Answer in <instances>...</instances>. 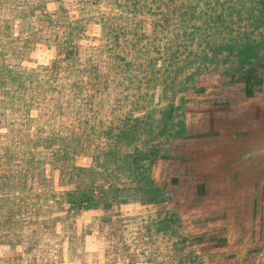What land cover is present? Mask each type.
Returning <instances> with one entry per match:
<instances>
[{
    "label": "rangeland",
    "instance_id": "rangeland-1",
    "mask_svg": "<svg viewBox=\"0 0 264 264\" xmlns=\"http://www.w3.org/2000/svg\"><path fill=\"white\" fill-rule=\"evenodd\" d=\"M255 137L264 0H0V264H264Z\"/></svg>",
    "mask_w": 264,
    "mask_h": 264
},
{
    "label": "crops",
    "instance_id": "crops-1",
    "mask_svg": "<svg viewBox=\"0 0 264 264\" xmlns=\"http://www.w3.org/2000/svg\"><path fill=\"white\" fill-rule=\"evenodd\" d=\"M194 119H195V118H194ZM234 125H235V124H234ZM235 133H236V132H235ZM211 134H213V133H211V131H209V132H207V133L204 132L202 135H201V134L199 135V136H200L199 139L202 140V142H203L202 145H203L204 148H205V147L210 148L209 144L213 141V140H212L213 137H212ZM236 134H237V133H236ZM236 134H235V135H236ZM237 135H239V134H237ZM219 137H220V136H219ZM220 140H222L224 143H226V140H223L221 137H220ZM254 140H255V142H254V144H253L254 148H252L253 153H252L251 157H253V159H254V158L256 159V151L259 150V149H262L264 143L261 142L260 140L258 141V140L256 139V137L254 138ZM217 149L222 151V149H221V141L217 142ZM226 153H227L226 150L223 151L222 153L219 152L218 157L220 156L219 158H220V160H221V162H220L221 164H220V163H217V164L211 165V163H210V164H206V166L203 167L204 169L207 167L206 170L203 172V176H206V175H207V177L201 179V187H202V185H204V183H208L209 181H214L215 179H216V180H220V177H221L223 174H225V172H226V170H227V167H229V166H228V165H229V162H228L227 160H224V159H223V158H225V157L227 156ZM227 158H229V157H227ZM240 159H242V158H241V152L238 154V156H236V157L233 159V161L231 160L230 162H232V164H233V163H237V162H239ZM255 161H256V160H255ZM232 164H231V165H232ZM215 165L219 166V169L217 170V172H218L219 175H217V177H215L214 180H213V179H210V174L213 173V172L215 171V170H214ZM233 166H234V164H233ZM192 167L195 168V165H193ZM209 167L212 168V171L209 170ZM220 167H225V168L222 169V171H221V170H220ZM210 171H211V173H210ZM220 171H221V173H220ZM208 173H210V174H208ZM188 177H189V176H188ZM211 178H212V177H211Z\"/></svg>",
    "mask_w": 264,
    "mask_h": 264
}]
</instances>
